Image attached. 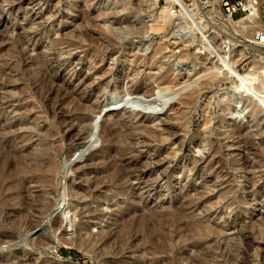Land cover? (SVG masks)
Segmentation results:
<instances>
[{
    "label": "rangeland",
    "instance_id": "374dc122",
    "mask_svg": "<svg viewBox=\"0 0 264 264\" xmlns=\"http://www.w3.org/2000/svg\"><path fill=\"white\" fill-rule=\"evenodd\" d=\"M173 1L167 20V0H0V264H233L227 243L254 262L264 246V30L234 31L219 2L224 20L206 7L215 0H201L200 14L193 0ZM126 29L124 39L112 32ZM210 67L219 73L201 77ZM37 74L57 76L51 100L33 92ZM161 84L180 88L165 110L108 102ZM243 91L242 121L229 119L219 96ZM37 154L49 163L29 171ZM113 164H126L118 181ZM78 232L81 247L68 243Z\"/></svg>",
    "mask_w": 264,
    "mask_h": 264
},
{
    "label": "bare ground",
    "instance_id": "6f19581e",
    "mask_svg": "<svg viewBox=\"0 0 264 264\" xmlns=\"http://www.w3.org/2000/svg\"><path fill=\"white\" fill-rule=\"evenodd\" d=\"M176 1V0H175ZM201 0H193V5H194V8L192 9V11H197V14H200V13H204V9H205V7H203V6H201V2H200ZM167 5L165 6V7H163L162 8V13H164V15H165V18L167 19V20H170L171 18H172V16H171V13L172 12H175L173 9H175L174 8V1L173 0H167ZM205 5H206V7L208 6V7H212L210 10H211V13H212V11H214V12H216L217 13V15L216 16H218L219 18H217V19H219V20H224L225 18L223 17L222 18V15L220 14V9H219V5H218V0H215V3L214 4H212L211 2H205ZM185 8V7H184ZM208 12V11H207ZM89 17V16H88ZM214 17V16H213ZM88 20V19H87ZM247 20H250V22H253L254 24H250V27H245V24L246 23H248V21ZM84 21H86L85 19H84ZM91 21V20H90ZM88 23V22H87ZM91 23H92V21H91ZM94 23H96V22H94ZM93 23V24H94ZM227 23H228V25L234 30V31H238V30H240V31H243L244 29H248L249 30V32L250 31H252V30H257V31H261V30H264V26H263V24L258 20V19H255V18H253V17H246V18H243V19H241V20H239V21H234V20H232V19H228L227 20ZM85 24V23H84ZM87 26V25H86ZM92 27L93 26H95V25H91ZM135 30V29H134ZM113 32V34L114 35H116L118 38L120 37V38H126L128 35H131V33L133 32V29H126V30H122V31H117V32H115V30L114 31H112ZM136 33V32H135ZM133 34V33H132ZM108 35V34H107ZM106 35V36H107ZM108 37V36H107ZM112 37V36H111ZM114 39H115V37H114ZM120 41V40H119ZM118 42V41H117ZM119 43H121V42H119ZM118 43V44H119ZM125 43V42H124ZM117 44V43H116ZM233 52H229L228 54H227V67H229L230 68V70L232 69V67L234 66V65H236V57L238 56V54L237 53H235V54H232ZM240 57V56H239ZM239 59V58H238ZM163 64H164V62H162V61H160V63H159V67L160 68H163ZM45 66V65H44ZM158 67V68H159ZM159 68V69H160ZM194 68V67H193ZM49 69V68H48ZM175 69V68H174ZM191 70V69H190ZM194 70V69H193ZM193 70H192V72H193ZM197 70V69H196ZM196 70H194V72L196 71ZM207 70V69H206ZM56 71V70H55ZM219 70L217 69V70H215V67H210L208 70H207V72L205 71V73H202L200 76L201 77H203V76H207V75H213L214 73H219L218 72ZM204 72V71H203ZM57 73V72H56ZM55 73V74H56ZM176 73V72H175ZM186 73H191V72H186ZM250 73V72H249ZM252 73V72H251ZM50 74V73H49ZM55 74L54 75H52V76H50L49 77V79L50 80H48L49 81V84L48 83H46L43 79H42V76L41 75H38L37 74V76L35 75L34 77H33V82L32 83H34V85H33V92L37 95V97H39V99H40V101L41 100H46L47 101V99H49V100H51L52 99V95L53 94H55V92H56V90H55V87H54V85H53V82H57V81H55V78L57 77H54L55 76ZM177 74V73H176ZM184 74V73H183ZM194 74V73H193ZM196 74V73H195ZM197 74H199L198 72H197ZM196 74V75H197ZM51 75V74H50ZM57 75V74H56ZM192 75V74H191ZM191 75H182L183 77V82H181V84L182 85H184V87L185 88H187V87H189V86H194L195 87V85H193V84H196V81H194V80H192L193 78H192V76ZM250 75V74H249ZM44 76V75H43ZM197 76H199V75H197ZM248 76V75H247ZM247 76L246 77H244V79L245 78H247ZM252 76V75H251ZM196 76H194V78H195ZM200 78V77H199ZM250 78V77H249ZM248 78V79H249ZM30 79V78H29ZM197 79V82H198V77L196 78ZM252 80H253V78H251ZM244 82H246V81H244ZM259 82V81H258ZM258 82L257 81H255V82H253V83H251V84H256V87L257 86H259L258 85ZM262 83V82H261ZM159 84V83H158ZM180 84V85H181ZM182 85H181V87H182ZM197 85H198V83H197ZM196 85V86H197ZM246 86V85H245ZM261 86V85H260ZM31 87V86H30ZM247 87H248V85H247ZM177 88H179L178 86H177ZM177 88H175V89H173V87L172 86H168V85H163V84H161V85H156L152 90H151V92L152 93H150L149 95L147 94V93H135V92H133L132 90H128V89H123L122 91L123 92H118V91H114L112 94H110L111 95V97H110V101H108V102H110L112 105H117V106H122V105H125V103L127 102V100H129V102L131 101L132 102V104L133 105H136L138 108L139 107H145L146 108V111L148 110V113H151V114H153V111L152 110H157L158 108L160 109V108H162V110L164 109V107H166V106H169L170 104H172V103H174L175 102V100H176V97H177V95H178V92H179V89H177ZM193 88V87H192ZM197 88V87H196ZM243 87H241V89H242ZM249 88H250V85H249ZM252 88V87H251ZM28 89V88H27ZM32 89V88H31ZM244 89V91H245V88H243ZM182 90V89H181ZM258 90V89H257ZM244 91L242 92V93H233V94H230V92H228V93H223V94H221L220 96H219V106H220V109L223 111V114H226V116L229 118V119H236V121H237V119H238V121H242V112H245L246 111V105H245V107L246 108H244ZM246 91L249 93V91H250V89H247L246 88ZM245 91V92H246ZM254 91H255V89H254ZM263 91V90H262ZM241 92V91H240ZM180 93V92H179ZM252 93V92H251ZM250 93V94H251ZM146 94H147V96H146ZM250 94H249V96H247L248 98H250ZM256 94H257V92H256ZM255 95V94H254ZM252 96H253V94L251 95V98H252ZM58 97V96H57ZM264 97V96H263ZM255 99V98H254ZM72 100V99H71ZM250 101H252V100H250ZM77 102H78V100H77ZM76 102V103H77ZM73 103V102H72ZM81 103V102H80ZM127 104H128V102H127ZM175 104V103H174ZM254 105V104H253ZM135 106V107H136ZM164 106V107H163ZM78 107H80V105L78 106ZM55 108V107H54ZM54 108H50L51 110L52 109H54ZM250 108V107H249ZM254 108V107H253ZM106 109V108H105ZM142 109V108H141ZM252 109V108H251ZM161 110V111H162ZM165 110V109H164ZM249 110V109H248ZM157 111H159V110H157ZM244 114V113H243ZM95 117H96V115H95ZM97 118V117H96ZM96 120V119H95ZM97 121H98V119H97ZM209 122V121H208ZM208 122H207V124H208ZM98 122H96V123H94L93 122V125L91 126V131H94V132H96L97 131V129H98V124H97ZM211 123V122H210ZM9 127V126H8ZM93 129V130H92ZM207 129H208V126H206L205 125V130L204 131H206L205 133H207ZM1 132V131H0ZM111 132V131H110ZM8 133V132H7ZM105 133V132H104ZM209 134V133H208ZM95 135V134H94ZM153 135V134H152ZM224 135V134H223ZM4 136V135H3ZM92 136H93V134H92ZM154 136V135H153ZM91 137V136H90ZM103 137V136H102ZM104 138V137H103ZM108 140V139H107ZM183 143V142H182ZM185 143V142H184ZM182 145V144H181ZM184 145V144H183ZM182 145V146H183ZM257 146V145H256ZM1 149H3V155L5 156V155H8V153H7V149H4V148H2L1 147ZM56 152H57V150H56ZM27 157V156H26ZM29 157V156H28ZM12 161V160H11ZM33 161V164L31 163V166H28V165H26V169H28L29 171H31V169H32V171L33 170H35L36 171V169L38 170V171H41V170H43L44 168H45V166L46 165H48L47 164V162H48V159H46V158H44L42 155H40V154H37V157L36 158H34V160H32ZM249 161V160H248ZM17 162H19L20 164L23 162V161H17ZM247 162V161H246ZM11 163H13V162H9L8 163V165H10ZM49 163V162H48ZM125 163L127 164V166L130 164V162H126L125 161ZM126 164L124 165V166H122V164H120V165H117V164H113L114 165V169H115V174L116 175H112V179L113 180H115V178H116V180L118 181V180H120V178L117 176V174L120 172V171H122L125 167H126ZM19 165V164H18ZM132 165V164H131ZM211 165V164H210ZM236 165V164H235ZM242 166V165H241ZM212 167V166H211ZM238 167V166H237ZM52 168V167H51ZM50 168V169H51ZM235 168V167H234ZM5 169V168H4ZM239 169H245V167L244 168H239ZM47 170V169H46ZM57 170V169H56ZM241 170V171H242ZM124 171V170H123ZM56 172V171H55ZM59 172V171H58ZM57 172V173H58ZM3 173V172H2ZM20 173H21V171H20ZM128 173V172H127ZM129 173H131V172H129ZM198 173H200V174H202L203 175V170H199V172ZM246 172H244V175H246L245 174ZM67 174L68 173H65V172H62V175H63V177L62 178H65V177H67ZM132 174V173H131ZM125 176V175H124ZM225 176H227L225 173H224V181H225ZM259 176V175H258ZM126 177V176H125ZM261 177V176H260ZM242 178V177H241ZM158 179V178H157ZM225 183V182H224ZM251 183H254V182H250V180L249 181H247V180H245V181H243V182H240V186L241 187H243V189L244 188H246V189H249V187H254V184H251ZM96 184V183H95ZM99 184V183H98ZM115 184V183H114ZM153 184V183H152ZM60 188L62 189V191L60 192L61 194V196H59V198H58V200H57V203H56V207L58 208V207H60L59 205L61 204V202H62V198L64 197V195L66 194L65 193V189H66V185H65V183L63 182H61V186H60ZM238 188H240V187H238ZM237 189V188H236ZM115 190V189H114ZM239 190V189H238ZM254 190H255V188H254ZM241 191H242V189H241ZM238 192V191H237ZM248 192V191H247ZM227 195H228V193H227ZM228 197V196H227ZM233 197V196H232ZM233 200L235 201V198L233 197ZM242 201V200H241ZM237 202V201H236ZM243 202V201H242ZM234 203V202H233ZM245 203H249L248 201L247 202H245ZM235 204V203H234ZM147 213V212H146ZM152 213V212H151ZM154 214V213H153ZM142 215V214H141ZM150 219V218H149ZM240 218H235L234 220L236 221V220H239ZM145 220H146V216H141V217H138V218H136V221H135V224H133L132 226H135L136 224L137 225H145ZM179 220V219H178ZM148 222V221H147ZM247 222V221H246ZM162 224V222H160V225ZM241 226L242 227H244L245 225V222L244 223H242V221H241ZM53 225H55V226H61V225H59V221L57 220V221H55L54 223H53ZM186 225V224H185ZM57 226V227H58ZM247 226V225H246ZM52 227V226H51ZM89 226L87 225L85 228H88ZM161 227V226H160ZM245 228V227H244ZM243 228V229H244ZM251 228V227H250ZM198 229V228H197ZM206 229V228H205ZM53 230V229H52ZM192 230V229H191ZM195 230V229H194ZM203 230V229H202ZM79 231V230H78ZM56 232H57V229H56ZM190 232V231H189ZM205 232V231H204ZM207 232V231H206ZM82 233V232H81ZM81 233L80 232H78V235L74 238V239H72V240H70L68 243H71V244H76V243H81L82 244V242L84 243L86 240L83 238V235H81ZM150 233V232H149ZM166 233V232H165ZM187 233V232H186ZM154 234V233H153ZM134 235H136V234H134ZM143 235V234H142ZM251 235H253V234H251ZM257 235H259V236H261L262 238H264V233L263 232H256V234H255V236H257ZM132 236H133V234H132ZM250 236V235H249ZM130 237V236H129ZM257 238H259L258 236H257ZM86 239H88V238H86ZM156 239H157V237H156ZM155 240V239H154ZM193 240V239H192ZM241 240H242V242L241 243H243V245L246 247V249H252V247L254 246V245H252V242H254V241H251L250 240V238L248 237V236H246V237H242L241 238ZM42 242H43V240H41ZM40 241V242H41ZM93 241V240H92ZM120 242H122V241H120ZM255 243V242H254ZM80 244V245H81ZM91 244V243H90ZM228 244V246H227V248L225 249V250H227L226 252H224V263H226V261L229 259V258H232V255H234L235 257H237L238 256V258H236V261H235V259H234V261L236 262H233V264H256V261H258V264H264V246H262L261 244H256L255 243V245H256V251H257V254L256 255H254V259H253V261L254 262H252L250 259H249V256H248V254L246 253V251H245V249H243V251H239V249L237 248H233L232 247V245L231 244H229V243H227ZM78 247H81V246H79V244H76ZM251 245H252V247H251ZM155 249L156 250H158V251H160V250H162L163 249V246H162V244H156L155 246ZM254 248V247H253ZM117 249V248H116ZM118 250V249H117ZM154 251V250H153ZM96 252V251H95ZM114 252V251H113ZM161 252V251H160ZM115 253V252H114ZM239 253V254H238ZM238 254V255H237ZM116 255V254H115ZM180 256V255H179ZM182 256V255H181ZM233 256V258H235ZM176 257V256H175ZM172 259V258H171ZM170 259V260H171ZM176 260V259H175ZM230 261V260H229Z\"/></svg>",
    "mask_w": 264,
    "mask_h": 264
},
{
    "label": "built area",
    "instance_id": "2783aa9c",
    "mask_svg": "<svg viewBox=\"0 0 264 264\" xmlns=\"http://www.w3.org/2000/svg\"><path fill=\"white\" fill-rule=\"evenodd\" d=\"M218 2L223 13L229 19H234L240 15V19L250 16L255 19L261 18L264 21L263 4L261 5L259 0H218ZM222 45L226 48L229 46L225 45L224 42Z\"/></svg>",
    "mask_w": 264,
    "mask_h": 264
},
{
    "label": "water",
    "instance_id": "95a60500",
    "mask_svg": "<svg viewBox=\"0 0 264 264\" xmlns=\"http://www.w3.org/2000/svg\"><path fill=\"white\" fill-rule=\"evenodd\" d=\"M128 101H129V100H127V102H128ZM129 104H131V105H132V102L130 101V103H129ZM131 105H130V106H131ZM132 107H133V109H135V108H134L135 106H133V105H132Z\"/></svg>",
    "mask_w": 264,
    "mask_h": 264
}]
</instances>
